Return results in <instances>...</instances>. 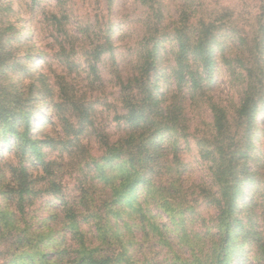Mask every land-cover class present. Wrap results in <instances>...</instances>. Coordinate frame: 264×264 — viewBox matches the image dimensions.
<instances>
[{
  "label": "trees",
  "instance_id": "trees-1",
  "mask_svg": "<svg viewBox=\"0 0 264 264\" xmlns=\"http://www.w3.org/2000/svg\"><path fill=\"white\" fill-rule=\"evenodd\" d=\"M141 2L156 22L145 38L148 44L140 71L121 96L126 109L121 119L130 130L115 142L102 139V156H86L83 166V162L79 164V196L62 206L61 229L70 233L73 242L69 245L56 237L61 231L55 227L30 231L27 225L21 226L19 219L31 204L30 197L39 192L37 177L33 179L23 163L32 159L35 168L41 167V179L49 185L45 191L59 196L57 161L45 160V149L62 145V151L70 150L68 154L81 151L78 137L90 116L83 104L73 102L79 122L71 125L60 118L66 123L64 137L39 139L34 134L42 117L39 110L51 107L46 104L52 90L46 80L42 79L40 88L32 83L28 91L21 86H13V91L0 88V150L16 147L22 160L12 169L13 190L2 192L0 200L6 203L0 211V264H246L243 248L248 244L254 245L264 260V206L258 212L254 201L264 186V175L251 167L261 130L258 116L264 110V12L246 30L199 18L200 0H185L178 21L165 25L162 0ZM165 40H173L177 47L173 64L161 67ZM229 42L236 43V52L219 60ZM105 45L109 48L111 44L107 41ZM105 45L94 51L93 70ZM9 60H13L9 52L0 47V68L21 65L19 59L11 64ZM220 61L232 81L244 85L233 120L212 97L204 99L212 91ZM160 78L174 84L168 97L159 88ZM187 96L192 103L205 101L213 117L212 136L200 139L218 189L217 195L211 194L218 215L213 227L204 222L206 232L188 233L185 214L190 208L178 201L182 192L174 189L175 181H161L163 170L174 171L176 161L168 159L165 152L173 146L178 128L186 123L182 104ZM40 97L42 103L37 108L32 102ZM56 106L62 108L60 103ZM46 117L51 121V114ZM248 199L250 206H243ZM13 204L18 206L10 211ZM154 208L167 219L154 215ZM83 222L93 224L92 238L82 229Z\"/></svg>",
  "mask_w": 264,
  "mask_h": 264
},
{
  "label": "rangeland",
  "instance_id": "rangeland-1",
  "mask_svg": "<svg viewBox=\"0 0 264 264\" xmlns=\"http://www.w3.org/2000/svg\"><path fill=\"white\" fill-rule=\"evenodd\" d=\"M199 3L200 8L196 13L199 18L203 17L208 22L220 20L246 30L264 12V0H200ZM184 5L185 0H162L165 25L178 21L179 10ZM155 20L154 14L141 0H0V47L13 58L8 64L17 59L21 62L16 68L8 65L0 68L1 90L6 88L13 91V86H21L28 91L32 83L40 88L42 79L52 89L46 101L50 109L42 107L39 110L42 114L41 119H38L39 128L33 126L36 129L35 136L39 139L46 136L56 140L63 138L66 123L60 118H66L71 125L80 119L73 102L83 104L90 116V121L85 123L84 131L78 137L81 151L68 154L70 150L62 151V145L45 149V160L57 161L55 176L61 182L59 196L45 191L49 185L41 179V167L35 168L32 159L23 163L32 178L37 177L36 190L39 192L30 197L31 204H27L25 214L19 219L21 226L27 225L30 231L55 227L61 231L56 236L58 239L66 245L73 242L70 233L62 230L63 202L73 201L79 196V164L83 162L80 164L83 166L86 156H102L104 148L101 140L107 138L115 142L129 132V126L121 119L126 113L121 96L129 80L140 71L142 56L148 44L145 38ZM107 41L112 45V50L111 45L109 48L105 45ZM101 44L105 45L106 50L99 56L93 70L90 64L96 58L94 51ZM176 45L173 40H165L161 44V67L173 64L171 59ZM235 52L236 43L229 42L218 58L220 60L222 55L233 56ZM27 56L32 58L27 59ZM158 83L167 97L170 96L174 88L172 81L160 78ZM243 88V82L232 81L227 68L220 61L212 91L204 99L212 97L214 102L227 109L229 118L233 120ZM40 101L41 97L32 104L39 108ZM56 103L62 104V108L59 109ZM70 103L72 106L67 105ZM182 107L186 123L178 128L172 138L173 146L169 145L165 152L168 159L176 161L173 164L174 171L163 170L161 181H175L174 189L182 192L178 201L181 200L190 208L185 214L188 233L206 232L203 231L204 222L213 227L218 215L211 197L218 189L210 165L203 156L206 147L202 146L200 139L212 136L213 117L205 101L192 103L187 96ZM48 114H51V121L46 117ZM55 114L58 116L55 117ZM258 124L261 130L258 132L251 167L264 175V110L258 116ZM21 162L16 147H3L0 150V200L2 192L13 190L15 174L12 169ZM249 196H252L251 193ZM249 200L242 205L250 206ZM255 200L258 212H262L259 207L264 206V186L259 188ZM5 204L0 201V211ZM14 206L18 205L13 204L10 211H13ZM152 213L163 220L167 219L166 214L159 209L154 208ZM82 229L90 234L88 238H92L94 226L91 222H83ZM178 230L181 231V228ZM257 251L251 244L243 248L246 264H264Z\"/></svg>",
  "mask_w": 264,
  "mask_h": 264
}]
</instances>
